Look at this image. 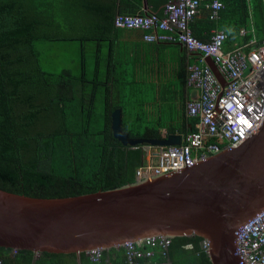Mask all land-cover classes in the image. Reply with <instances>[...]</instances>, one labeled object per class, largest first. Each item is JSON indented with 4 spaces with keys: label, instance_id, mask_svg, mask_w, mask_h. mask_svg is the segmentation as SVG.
Instances as JSON below:
<instances>
[{
    "label": "trees",
    "instance_id": "1",
    "mask_svg": "<svg viewBox=\"0 0 264 264\" xmlns=\"http://www.w3.org/2000/svg\"><path fill=\"white\" fill-rule=\"evenodd\" d=\"M56 1L0 0V189L51 199L136 183V171L145 163L143 145L125 146L116 139L112 115L123 110V132L132 139H160L161 131L157 127L141 133L138 120L128 118V101L112 99L108 83L87 73V43L94 41L72 35L71 24L65 22L68 15L60 13ZM225 5L217 22L206 5L202 7L191 24L197 39L204 41L205 31L220 28L228 34L225 44L232 46L239 42L240 31L250 30L249 11L254 13L258 39H264L263 0H225ZM202 25L206 27L200 29ZM91 27L95 29V25ZM252 37L248 34L243 41ZM40 43H54L57 48H76L77 43L80 73L44 70ZM203 241L200 237L172 240L168 251L171 264H213ZM189 245L192 249H187ZM0 259L3 264H79L76 254L37 255L5 248H0ZM124 261L122 247L104 250L97 263L90 262L86 253L80 257V264ZM153 262H165L158 250Z\"/></svg>",
    "mask_w": 264,
    "mask_h": 264
},
{
    "label": "water",
    "instance_id": "2",
    "mask_svg": "<svg viewBox=\"0 0 264 264\" xmlns=\"http://www.w3.org/2000/svg\"><path fill=\"white\" fill-rule=\"evenodd\" d=\"M112 119L113 135L125 146L182 142L181 136L132 139L123 132L122 111ZM262 209L264 126L240 150L113 190L41 199L0 189V248L80 255L151 237H200L213 264H241L237 232Z\"/></svg>",
    "mask_w": 264,
    "mask_h": 264
},
{
    "label": "built area",
    "instance_id": "3",
    "mask_svg": "<svg viewBox=\"0 0 264 264\" xmlns=\"http://www.w3.org/2000/svg\"><path fill=\"white\" fill-rule=\"evenodd\" d=\"M204 5L216 22L226 8L223 0H170L163 17L146 12L115 16L117 29L142 30L147 33L148 42L179 43L198 55L196 63L188 67L186 77L187 86L199 93L187 106L188 116L199 120L198 130L189 133L183 145L159 150L155 154L159 164L140 167L136 171L137 181L191 169L206 161L209 154L220 153L222 146L237 149L264 126V43L253 29H250L253 37L229 53L223 51L228 38L225 30L211 31L207 42L196 39L191 24ZM246 33L241 31V36ZM208 58L213 59L221 78L208 65ZM171 245L172 239L165 237L127 242L122 246L124 264H153L157 250L165 259L162 264H171L168 254ZM236 246L241 264H264V209L238 230ZM202 247L209 253L208 242L203 241ZM88 255L100 259L103 250L95 249Z\"/></svg>",
    "mask_w": 264,
    "mask_h": 264
},
{
    "label": "crops",
    "instance_id": "4",
    "mask_svg": "<svg viewBox=\"0 0 264 264\" xmlns=\"http://www.w3.org/2000/svg\"><path fill=\"white\" fill-rule=\"evenodd\" d=\"M169 1H56V4L61 5L60 13L68 15L65 22L71 24L72 35L89 37V40L94 41L87 43V58L91 56L93 62L91 69L87 62V73L108 83L112 99L128 101V118L138 120L141 133L148 128L158 127L162 140L170 136L184 139L186 134L192 133L190 131L198 130L196 125L199 120L188 116L187 106L199 93L186 84L188 67L196 63L198 55L190 54L181 44L148 42L145 40L147 33L142 30L116 29L113 20L121 13L135 15L146 12L163 17ZM81 9L88 10L90 16ZM97 24L104 28L100 29ZM92 25H95V29ZM200 27L203 29L206 26ZM212 30L217 28L204 32V42L209 41ZM227 46H231V43L228 42ZM207 62L214 66L209 60ZM160 147L143 144L144 160L151 161Z\"/></svg>",
    "mask_w": 264,
    "mask_h": 264
},
{
    "label": "rangeland",
    "instance_id": "5",
    "mask_svg": "<svg viewBox=\"0 0 264 264\" xmlns=\"http://www.w3.org/2000/svg\"><path fill=\"white\" fill-rule=\"evenodd\" d=\"M254 21H255L254 13L249 11L247 22L249 24L250 29L256 30ZM217 29L218 31H223L220 28ZM239 38H240L239 42H243L241 31L239 33ZM46 45L48 46H44L43 43L39 44V46H41L40 49L42 53L40 57V62L44 70L48 71L49 73L51 72L52 74H59L65 70L70 71L73 75H77L80 73V64H79L80 49L77 48V43H76V48H57L56 46H54V43H50ZM87 62L90 65L89 68L91 69V67L93 66L91 56L87 58Z\"/></svg>",
    "mask_w": 264,
    "mask_h": 264
},
{
    "label": "bare ground",
    "instance_id": "6",
    "mask_svg": "<svg viewBox=\"0 0 264 264\" xmlns=\"http://www.w3.org/2000/svg\"><path fill=\"white\" fill-rule=\"evenodd\" d=\"M191 30H192V33H193V36L195 37V35H194V32H193V29H192V27H191ZM242 31H246L247 33H246V35H248V34H251V32H250V30H247V29H243ZM226 32V31H225ZM249 32V33H248ZM226 34H227V32H226ZM257 34V33H256ZM227 36H228V34H227ZM257 37H258V35H257ZM196 38V37H195ZM243 38H245L246 39V36H244ZM259 38V37H258ZM197 39V38H196ZM228 39V38H227ZM199 40V39H198ZM247 40H249V39H247ZM246 40V41H247ZM201 41V40H200ZM227 41V40H226ZM246 41H243V42H246ZM204 42V41H203ZM262 43H264V39L262 40ZM176 44H179V43H176ZM243 43H241V42H235V43H233V45H232V48H229V47H227V45L224 43V45H223V51L225 52V53H229V52H232V51H234L239 45H242ZM225 45H226V48H225ZM264 45V44H263ZM184 47V46H183ZM185 48V47H184ZM186 49V48H185ZM187 50V49H186ZM188 51V50H187ZM189 52V51H188ZM190 53V52H189ZM190 54H194V53H190ZM210 61L211 63H213V65L214 66H211L210 64H208L209 66H211L212 67V69L214 70V72L216 73V75H217V77L218 78H221L220 77V74L218 73V70H217V67H216V65H215V63H214V61H213V59H211V58H208L207 59V61ZM208 63V62H207ZM193 89V88H192ZM189 134H187V135H185V137H184V139L182 138V142H181V144L180 145H174V146H181V145H183L184 144V142H185V139H186V137L188 136ZM255 135H253V136H251L250 138H248V140H246L240 147H238L237 149H232V150H229V149H226L224 146H222L223 147V150L220 152V153H212V154H209V156H208V158H207V160L206 161H203V162H200L199 164H197L195 167H197V166H199L200 164H203V163H205V162H207L210 158H212V157H214V156H217V155H220V154H222V153H225V152H233V151H236V150H240L241 148H243V147H245L246 146V144H248L249 143V141H251V139H253V137H254ZM174 146H161L160 148H159V150H161V149H167V148H170V147H174ZM158 150V151H159ZM154 161V162H153ZM159 164V157L158 156H153V158H151V161H145V163L141 166V167H146V166H157ZM195 167H193V168H195ZM193 168H191V169H193ZM191 169H185V170H183V171H186V170H191ZM182 172V171H181ZM192 249V248H191ZM37 255H39V254H37ZM65 255H68V254H65ZM78 257H80L81 256V254L80 255H77ZM89 257V261L90 262H92V263H97V262H99V261H101V259L102 258H100V259H92L90 256H88ZM1 264H3V261L1 260Z\"/></svg>",
    "mask_w": 264,
    "mask_h": 264
},
{
    "label": "clouds",
    "instance_id": "7",
    "mask_svg": "<svg viewBox=\"0 0 264 264\" xmlns=\"http://www.w3.org/2000/svg\"><path fill=\"white\" fill-rule=\"evenodd\" d=\"M119 248V247H118ZM101 250V249H100ZM14 251H17V250H14ZM91 252V251H90ZM89 252H87L86 254L88 255ZM89 256V255H88ZM103 256H104V250H103Z\"/></svg>",
    "mask_w": 264,
    "mask_h": 264
}]
</instances>
